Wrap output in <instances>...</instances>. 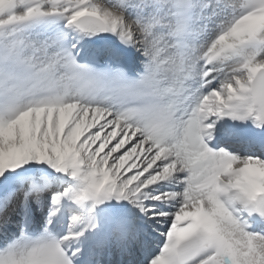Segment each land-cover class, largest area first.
<instances>
[{"label": "snow or ice", "instance_id": "snow-or-ice-1", "mask_svg": "<svg viewBox=\"0 0 264 264\" xmlns=\"http://www.w3.org/2000/svg\"><path fill=\"white\" fill-rule=\"evenodd\" d=\"M0 264H264V0H0Z\"/></svg>", "mask_w": 264, "mask_h": 264}]
</instances>
